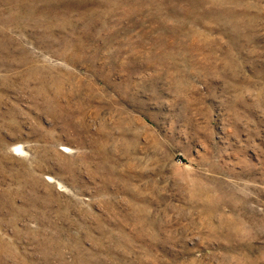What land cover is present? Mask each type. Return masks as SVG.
Instances as JSON below:
<instances>
[{
  "label": "rangeland",
  "instance_id": "rangeland-1",
  "mask_svg": "<svg viewBox=\"0 0 264 264\" xmlns=\"http://www.w3.org/2000/svg\"><path fill=\"white\" fill-rule=\"evenodd\" d=\"M0 264H264V0H0Z\"/></svg>",
  "mask_w": 264,
  "mask_h": 264
}]
</instances>
